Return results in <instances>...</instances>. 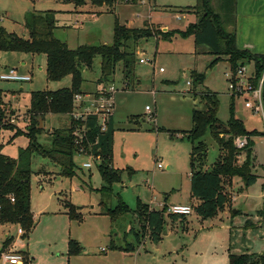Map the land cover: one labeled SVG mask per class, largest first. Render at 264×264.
<instances>
[{
    "label": "rangeland",
    "instance_id": "374dc122",
    "mask_svg": "<svg viewBox=\"0 0 264 264\" xmlns=\"http://www.w3.org/2000/svg\"><path fill=\"white\" fill-rule=\"evenodd\" d=\"M109 1L98 5L91 0H0V26L23 38L27 37L23 28L27 12H56L54 37L65 42L69 49L80 45L111 46L116 21L159 38L126 44L125 51L135 52L128 82L118 63L108 81L98 83L99 56L81 72V92L90 93L98 86L108 85L116 89L112 164L122 173L110 196L99 192L103 181L97 171L98 159L74 156L75 174L65 177L59 175L60 168L53 161L34 154L30 177L33 226L21 237L17 235L18 225L0 223V249L7 239L15 242V248L27 255L30 261L27 264H228L229 253L264 252V221L259 227L243 228L240 227L243 218L238 216L233 221L229 212L208 220L192 212L185 221H171L164 214L160 239L155 243L148 238L147 229L137 219L136 203L159 211L163 210V204L191 207V145L184 133L191 128L192 110H204L201 92L216 94L217 118L223 123L229 119L231 97L224 77L229 67L225 57L195 48L191 36L184 39L175 36L171 41L160 39L161 33L184 30L192 19L190 14L179 15L165 8L192 7L196 0ZM12 67L31 76L25 83L0 81L4 101L16 109L15 129L24 131L30 93L68 88L71 77L46 80L42 54L0 52V72ZM189 72L203 75L202 85H195ZM232 101L233 117L242 121L248 131L260 133L255 142L259 141L263 161L264 117L244 108L242 98ZM69 124L68 116H45L38 142L50 150V134L68 128ZM15 132L4 134V137L10 134L12 141L5 139L0 148L11 160H16L18 151L28 143L24 135L13 138ZM74 132L77 134L76 129ZM203 141L208 149L205 168H209L218 156V148L209 133ZM85 163L91 167L83 168ZM238 163L241 158L237 159ZM240 190L244 191L240 194ZM232 191L238 197L231 211L246 200L253 204L252 210L264 212V186L245 187L239 178H234ZM246 193L251 199L243 196ZM118 200L129 207L127 212L116 210ZM70 205L75 208L74 217H71L73 213L70 215ZM229 207H226L228 211ZM112 210L115 212L110 217L107 213ZM135 233L140 240L138 245ZM70 241L78 243L77 254L69 253ZM127 245L132 251H124Z\"/></svg>",
    "mask_w": 264,
    "mask_h": 264
},
{
    "label": "trees",
    "instance_id": "16d2710c",
    "mask_svg": "<svg viewBox=\"0 0 264 264\" xmlns=\"http://www.w3.org/2000/svg\"><path fill=\"white\" fill-rule=\"evenodd\" d=\"M92 3L102 5L109 0H91ZM138 1V0H134ZM219 8L214 10L211 0H196L192 7L176 8L173 12L178 14H191L196 18L195 22L187 24L184 30H172L161 33L160 39L171 41L178 36L180 38L193 37L195 48H204L217 57H225L230 69L249 62L254 63L256 76L264 65V56H256L248 51L239 50L235 46L233 33H228V26L232 24L234 8L232 0H220ZM109 5V4H108ZM54 11L27 12L23 19V28L27 37L23 38L13 32L6 31L0 26V52H17L30 55L42 54L45 56V76L48 81H57L65 76L71 77V86L56 91H36L30 93L29 105L25 112L27 123L24 131L15 129L14 137L24 135L27 145L18 151L16 160H11L0 152V223L18 225L24 232L29 231L32 224L30 212V177L31 158L34 154L48 158L60 168L59 175L72 177L75 174L73 158L83 155L99 160L97 171L103 181L99 189L102 195L110 196L112 186L121 181L122 171L113 167L112 145L113 125L112 119L107 124L106 130H99L97 120L89 117L84 122L86 136L80 143L75 142L74 130L81 123L70 118L69 127L55 130L51 135V149L47 150L38 142V136L42 132L38 119L43 121L47 115H66L70 117L73 109V98L80 91L83 83L82 70L89 68L96 56L100 57L101 78L98 83L107 82L114 72L115 65L120 63L124 80L129 81L135 64V52L125 51L128 42H139L155 37L144 29L128 28L117 21L113 26V44L88 46L80 45L75 49H69L67 44L54 37L57 28ZM159 36V35H158ZM159 39V38H158ZM190 79L195 85H202L204 76L190 72ZM102 86V85H101ZM127 87V85H126ZM200 101L204 104V110H192L191 128L184 133L191 148L189 152V185L190 197L196 201L192 206L193 212L202 220L216 217L231 203V195L227 192L234 178H239L245 187L253 185L258 176L255 174L254 157L252 154V137L260 135L256 131H247L243 123L233 117L231 97L230 117L223 123L217 118V95L201 92ZM264 106V85L262 89ZM3 104V93L0 91V104ZM13 132L11 126L4 127ZM209 133L211 139L218 148V156L209 168H205L207 158V145L203 137ZM238 136L247 138V145L242 150H237L233 145V139ZM10 139L8 142H11ZM1 148V147H0ZM82 151H80L81 149ZM244 154L243 162L238 165L237 157ZM59 157V159H57ZM264 171V167H262ZM13 199V202H11ZM70 215L75 208L69 206ZM116 210L127 212L129 207L118 200ZM163 210H153L147 205L137 201L138 221L149 233V239L157 242L163 231ZM115 211H108L111 217ZM74 213L71 217H74ZM171 221H185V216L168 214ZM135 243L140 240L137 233L134 235ZM10 240L7 239L2 250L6 248ZM127 245L124 251H132ZM80 251L78 243L70 241L69 253L77 254ZM228 264H264V254L242 253L228 254Z\"/></svg>",
    "mask_w": 264,
    "mask_h": 264
},
{
    "label": "built area",
    "instance_id": "2783aa9c",
    "mask_svg": "<svg viewBox=\"0 0 264 264\" xmlns=\"http://www.w3.org/2000/svg\"><path fill=\"white\" fill-rule=\"evenodd\" d=\"M251 66L249 69L247 67ZM227 82L229 96L233 99L242 98L244 108L248 109L253 115L263 116V100L262 89L264 85V65L256 76L254 65L249 63L239 66L236 69L228 68L224 73ZM0 81L25 83L30 81L29 75L18 73L15 69H7L0 73ZM116 89L112 85L102 87L97 95H82L77 94L73 98V109L70 118L78 123L84 124L89 117H94L97 120L99 130H106L107 124L113 116L115 104ZM146 110L148 108L146 107ZM17 122V116L14 111L4 101L0 104V147L5 139L9 141L11 135L4 137V134L10 133L4 127L9 125L14 130V124ZM77 134L74 132L75 142L80 143L86 136V129L82 125L76 128ZM80 141V142H79ZM245 136H238L233 139V145L237 150H242L247 145ZM82 151V150H80ZM159 166V165H158ZM83 168H90L89 163L82 165ZM13 202V199H11ZM167 214L187 216L192 213V209L184 205H169L166 209ZM21 234L20 229L17 230ZM0 264H23V257L18 252L11 250H3L0 252Z\"/></svg>",
    "mask_w": 264,
    "mask_h": 264
},
{
    "label": "crops",
    "instance_id": "0c3cea01",
    "mask_svg": "<svg viewBox=\"0 0 264 264\" xmlns=\"http://www.w3.org/2000/svg\"><path fill=\"white\" fill-rule=\"evenodd\" d=\"M232 1H233L234 15H233L232 24L230 26H228V29H230V31H231L230 33H233L236 48L239 50L248 51L250 54H253L256 56H264V0H232ZM220 4H221L220 0H211V6L213 7L214 10L218 9ZM176 8H183V7H168L165 9H169L170 11H173ZM189 17H192V19H190L188 24L196 21V18L194 15L190 14ZM192 20H194V21H192ZM249 64L254 65L253 62H249ZM7 69H15L18 73H21L16 68H13V67L12 68H5V70H7ZM21 74H24V73H21ZM24 75H28V74H24ZM189 75H190V72L188 73V76ZM30 80H31V76H30ZM99 87L100 86L96 87L90 93L82 92V95H91V94H93V96L97 95L98 91L102 88V87H100V88ZM3 97H4V95H3ZM3 101H4V98H3ZM10 107L16 115L17 114L16 109L12 108V106H10ZM53 116H55V115H47V117H53ZM111 119H112V125H113V130H114V116H112ZM82 125H84V124H82ZM255 137L256 136L251 138V140L253 141L252 154L254 157V166H255V169L253 170V172L255 171V174L258 176V178L253 185L259 184V185H261V188H263V186H264V171L262 170V167H264V159H263V161H261V159H260V155H259L260 149L258 147V145H260V144H258L259 141L255 142ZM238 158H241V163H242L244 160V154H241L240 156L237 157V159ZM241 163H238V165H240ZM232 184H233V180H232ZM232 184L230 187H227V192L230 193V195H231V203H230V207H229L230 211H228L227 208H225L220 213L225 214L226 212H229L228 216L230 218H232V215H233V221H234L235 217H238V216L242 217L243 221L240 223V227L251 228V229L259 227L260 224L263 223V221H264V212H258V211L252 210L253 204L246 203V200H243L241 203L238 204L237 209H233L231 211L232 205L235 203L236 197H238L232 191ZM243 191L244 190H240L239 191L240 194ZM189 195H190V188H189ZM243 196L246 197V199H247V198H249L250 195L248 193H246ZM249 199H251V198H249ZM191 201H192L191 207L190 206L189 207L192 209V206H194L196 204V201L192 198H191ZM165 205H167V204H165ZM167 206H169V205H167ZM192 212H193V209H192ZM164 214L168 216L167 213H164ZM18 229H20L22 231V233L21 234L17 233V235L23 237L24 231L20 227ZM15 247H16V243L12 242L10 240L9 244L3 250H7V248H9L8 250L18 252L23 257V264L29 263L30 261H29L27 255H25L23 252H20ZM3 250H2V248L0 249V251H3ZM255 253L256 254H264V252H262V251L255 252Z\"/></svg>",
    "mask_w": 264,
    "mask_h": 264
},
{
    "label": "water",
    "instance_id": "95a60500",
    "mask_svg": "<svg viewBox=\"0 0 264 264\" xmlns=\"http://www.w3.org/2000/svg\"><path fill=\"white\" fill-rule=\"evenodd\" d=\"M230 29H228V33H230ZM38 123H39V129L42 128V120L41 119H38Z\"/></svg>",
    "mask_w": 264,
    "mask_h": 264
}]
</instances>
